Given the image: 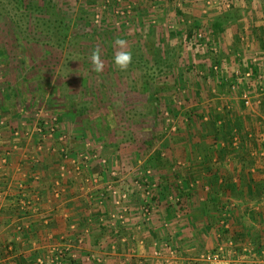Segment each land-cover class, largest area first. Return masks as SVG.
Returning a JSON list of instances; mask_svg holds the SVG:
<instances>
[{"label":"rangeland","instance_id":"obj_1","mask_svg":"<svg viewBox=\"0 0 264 264\" xmlns=\"http://www.w3.org/2000/svg\"><path fill=\"white\" fill-rule=\"evenodd\" d=\"M230 1L235 5L227 7ZM193 2L220 10L203 20ZM240 4L242 18L264 23V0H0V105L9 123L21 129L35 124L42 140L57 135L73 145L67 157L114 162L131 154L136 162H172L173 154L161 157L157 151L166 140L188 143L178 137L184 133L197 143L202 129L231 132L233 109L260 108L264 77L258 82L247 73L261 70L264 53L234 58L240 45L229 39V10ZM261 35L250 44L264 50ZM117 39L133 55L125 71L113 63L121 51ZM97 49L105 66L101 74L91 61ZM240 143L238 136L229 139L231 148ZM263 153L252 155L264 159ZM138 166L128 188L159 192L156 183L144 181L151 175L145 164ZM56 256L42 264L65 263L62 252ZM92 260L89 254L85 262Z\"/></svg>","mask_w":264,"mask_h":264},{"label":"crops","instance_id":"obj_2","mask_svg":"<svg viewBox=\"0 0 264 264\" xmlns=\"http://www.w3.org/2000/svg\"><path fill=\"white\" fill-rule=\"evenodd\" d=\"M207 4L190 7L209 20L219 7ZM243 6L232 8L237 18L229 10L240 60L264 53L250 44L264 36V20L242 18ZM260 68L254 70L264 77ZM259 97L260 108L232 110L231 132L202 129L197 143L184 133L178 137L188 143L166 140L157 151L174 160L161 163L132 161L131 154L114 162L67 157L73 145L57 135L42 140L35 124L9 123L1 104L0 264L51 263L59 252L64 264H87L89 254L92 264H264V159L252 155L264 151V89ZM233 136L241 140L237 148L229 145ZM144 164L151 174L144 181L159 192L128 188ZM220 248V259H207Z\"/></svg>","mask_w":264,"mask_h":264},{"label":"clouds","instance_id":"obj_3","mask_svg":"<svg viewBox=\"0 0 264 264\" xmlns=\"http://www.w3.org/2000/svg\"><path fill=\"white\" fill-rule=\"evenodd\" d=\"M115 44L118 45L121 51L117 52L113 57L114 65L121 71L127 70L133 62V55L131 52L124 51V41L121 39L115 40ZM91 61L94 70L97 74H101L104 71V63L101 59L99 49L94 50L91 54Z\"/></svg>","mask_w":264,"mask_h":264},{"label":"built area","instance_id":"obj_4","mask_svg":"<svg viewBox=\"0 0 264 264\" xmlns=\"http://www.w3.org/2000/svg\"><path fill=\"white\" fill-rule=\"evenodd\" d=\"M232 1H230L229 2V5H226L227 7H230L231 5H232ZM195 37H197L199 40H201L203 37H204V35H203V33L202 32H199V33H197L196 34V36ZM264 66V62H263V65H262V67ZM214 68H215V70L217 69V65L216 66H214ZM256 68V67H255ZM260 68V67H259ZM257 69V68H256ZM258 70V69H257ZM260 70V69H259ZM238 72V71H237ZM255 73H256V75H255ZM247 75L248 76H250V75H254L256 78H257V81H260L261 82V80L263 79V77H262V75L261 74H259V73H257V72H255V70L253 69L252 71H250L249 73H247ZM245 104L246 105H249L250 104V101H249V99L247 98V95H246V97H245ZM41 128V127H40ZM38 129V131L39 132H42V129ZM27 204V203H26ZM223 251H222V249L220 248V249H218L217 251H215V252H213L212 253V255L211 256H209V257H207V259H209V260H211V261H217L218 259H220L221 257H222V253ZM38 263L39 264H42V262L41 261H38Z\"/></svg>","mask_w":264,"mask_h":264},{"label":"trees","instance_id":"obj_5","mask_svg":"<svg viewBox=\"0 0 264 264\" xmlns=\"http://www.w3.org/2000/svg\"><path fill=\"white\" fill-rule=\"evenodd\" d=\"M213 60H214V66H216V64H217V63H216V60H215V59H213ZM214 66H213V68H214Z\"/></svg>","mask_w":264,"mask_h":264}]
</instances>
